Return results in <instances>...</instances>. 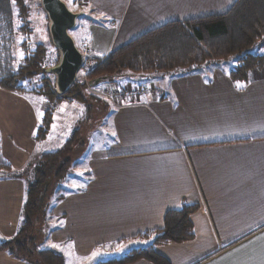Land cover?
Instances as JSON below:
<instances>
[{
	"label": "crops",
	"instance_id": "1",
	"mask_svg": "<svg viewBox=\"0 0 264 264\" xmlns=\"http://www.w3.org/2000/svg\"><path fill=\"white\" fill-rule=\"evenodd\" d=\"M234 1L82 0L73 38L106 56L166 23L225 14ZM253 52L264 54V42ZM232 66L115 78L122 89L108 108L109 131L86 140L88 178L49 200L39 246L64 264H99L115 257L101 247L124 254L147 246L141 234L161 229L164 214L186 203L197 205L189 217L194 238L155 248L169 264H264V66L239 87ZM38 109L0 89L1 151L12 167L11 175L0 173V240L23 219L26 180L14 174L58 149H44L50 135L36 140ZM0 264L29 263L0 252Z\"/></svg>",
	"mask_w": 264,
	"mask_h": 264
},
{
	"label": "trees",
	"instance_id": "2",
	"mask_svg": "<svg viewBox=\"0 0 264 264\" xmlns=\"http://www.w3.org/2000/svg\"><path fill=\"white\" fill-rule=\"evenodd\" d=\"M16 15L22 20L26 19L23 0H15V3L13 0H0V35H4L9 43L13 41ZM261 42H264V0H235L225 14L170 22L142 34L110 51L106 56L94 59L87 77L89 82L102 78L113 81L124 73L151 75L172 71L189 72L203 65L232 61L229 77L233 81L247 82L251 70L264 66V54L253 52V48ZM31 57L32 67L25 68L24 73L41 70V63L44 61L42 53L37 50ZM3 74H0V89L19 94V88L15 86L19 79L18 74ZM84 89L83 85L75 83L60 97L68 96L85 103L81 94ZM47 92L51 98L56 96L52 87ZM84 96L97 100L87 94ZM91 109V106L86 105L87 117ZM41 122L43 123L37 128V141L46 137L50 124L48 119ZM78 133L79 130L76 129L72 138L75 139ZM75 146L86 147L83 140H67L62 148L39 156L33 166L31 180H26L25 183L21 225L12 238L0 240V252H7L12 258L29 264H64L61 255L39 246L36 235L42 227L36 230L34 225L43 213L40 211L42 198L48 184L52 179L58 183L68 174L73 164L68 151ZM0 173L12 174L11 164L2 154L1 141ZM196 210L197 205L183 203L179 209L167 211L161 229L141 234L142 237L150 239L147 246L132 249L123 258L109 259L99 264H128L138 259H145L152 264H169L155 252V248L192 240L194 232L189 217Z\"/></svg>",
	"mask_w": 264,
	"mask_h": 264
},
{
	"label": "rangeland",
	"instance_id": "3",
	"mask_svg": "<svg viewBox=\"0 0 264 264\" xmlns=\"http://www.w3.org/2000/svg\"><path fill=\"white\" fill-rule=\"evenodd\" d=\"M63 1L66 3L69 10L73 12H82V0ZM23 4L25 8L26 19L22 20L16 15L17 19H14L13 25V41L9 43L6 41L4 35H0V74H18L19 79H17L15 86L16 88H19V94L25 96L37 107L42 109H38L39 112H41V115L43 114L41 116V120H49L50 124L46 137L50 135L49 140H51V142L47 141L46 145L43 146L44 149L49 147H56L60 149L64 146L67 140H83L85 145L86 140L94 139L95 136H97L96 132L98 131L100 134L102 128H105L104 130H106V134V132L109 131L106 117L108 115V108L112 107L113 102L109 101L104 96H98L97 93L100 92V90H110L111 92L118 93V98H120V89L122 88L111 80H103L97 85L90 86L94 89H89L80 80L82 79V75L88 72L92 66L91 64L88 68H82L79 74H77L76 80L74 82V84H81L85 87L83 93L81 92L85 98V103H81L68 96L65 98L60 97L62 95H59L55 92L54 76L50 73H47L49 68L57 64L59 60V54L49 42L47 31L48 21L46 15L40 7L39 0H23ZM81 19L82 15L77 18L76 25L70 32L72 38L74 36L77 37L76 30L79 28L78 26H80V23L78 25V22L81 21ZM73 40L80 52L85 46L89 48L90 57L92 60L103 56L94 54L90 48V44L81 42L79 39L77 41L73 38ZM37 47L41 48L38 49ZM37 50L42 53L44 60L43 63H41V70L38 72H33V70H31V73H29V70L28 72L24 73L25 68L30 69L32 67L31 56H33L34 52ZM228 64H232V61ZM90 82L92 83L93 81ZM128 83L125 84L124 87L128 88ZM135 84L137 86L132 85L134 90L138 88V83ZM50 87H52L56 93L55 97L51 98L48 95L47 91L50 90ZM86 94L88 96L95 97L97 100L89 99L87 96H84ZM117 101L118 100H116V103ZM86 105L91 106L92 108L88 117L86 114ZM40 123L43 122L40 121ZM76 129L79 130V133L75 139H73L72 136ZM39 141L43 142L44 140ZM88 153V146L86 148H79L75 146L68 151L69 157L73 160V164L68 172L70 175H66V177L61 179L58 183L52 179V181L48 184L47 191L42 198V208L40 211L43 213L40 219L35 222L36 225H34L36 230L38 228L40 229L42 225L44 230L45 221L50 219L48 218V215H50L51 212H45V210L51 206V204H49V200L53 201L60 195H63L66 191L78 189L81 184L85 183L88 175L87 170H85L86 163L84 161ZM23 169L24 170L21 172H16V175H19L25 180H31L33 175V171L31 172V170H33V167L31 169V158ZM43 232L44 231H39L36 235L37 243H41V240L43 239ZM143 247L144 246H139L133 249ZM101 248V252L106 251L110 253V255L115 254V257L110 259L123 258L132 250L131 249L123 254L125 249L117 248L116 246H105Z\"/></svg>",
	"mask_w": 264,
	"mask_h": 264
},
{
	"label": "water",
	"instance_id": "4",
	"mask_svg": "<svg viewBox=\"0 0 264 264\" xmlns=\"http://www.w3.org/2000/svg\"><path fill=\"white\" fill-rule=\"evenodd\" d=\"M39 4L48 21L49 42L59 54L57 64L47 73L54 76L55 92L63 95L74 84L82 66V55L70 35L81 13L69 10L63 0H39ZM103 80L96 79L90 85H97Z\"/></svg>",
	"mask_w": 264,
	"mask_h": 264
},
{
	"label": "built area",
	"instance_id": "5",
	"mask_svg": "<svg viewBox=\"0 0 264 264\" xmlns=\"http://www.w3.org/2000/svg\"><path fill=\"white\" fill-rule=\"evenodd\" d=\"M81 55H82V66H81V69L79 70V72L82 70V68H88L93 60L91 59L90 57V51H89V48L87 46H85L82 50H81ZM78 72V74H79ZM81 82H83L89 89H94V88H91L90 86V82L88 80V77H87V73L84 75H82V79L80 80ZM98 96L102 97L104 96L106 99H108L109 101H112L113 103L115 102L116 103V100H118V93H114V92H111L110 90L109 91H102L100 90V92L97 93Z\"/></svg>",
	"mask_w": 264,
	"mask_h": 264
},
{
	"label": "snow or ice",
	"instance_id": "6",
	"mask_svg": "<svg viewBox=\"0 0 264 264\" xmlns=\"http://www.w3.org/2000/svg\"><path fill=\"white\" fill-rule=\"evenodd\" d=\"M13 3H15V0H13ZM237 86H238V87L240 86V85H239V82H238V85H237ZM112 135H115V133H113ZM94 255H95V254H94Z\"/></svg>",
	"mask_w": 264,
	"mask_h": 264
}]
</instances>
